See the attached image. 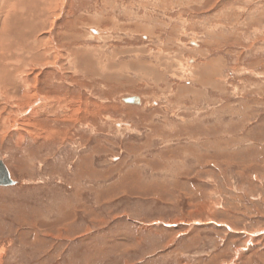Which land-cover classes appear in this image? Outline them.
Here are the masks:
<instances>
[{
	"label": "rangeland",
	"instance_id": "1",
	"mask_svg": "<svg viewBox=\"0 0 264 264\" xmlns=\"http://www.w3.org/2000/svg\"><path fill=\"white\" fill-rule=\"evenodd\" d=\"M0 31L41 54L0 67V264H264V0H0Z\"/></svg>",
	"mask_w": 264,
	"mask_h": 264
},
{
	"label": "bare ground",
	"instance_id": "2",
	"mask_svg": "<svg viewBox=\"0 0 264 264\" xmlns=\"http://www.w3.org/2000/svg\"><path fill=\"white\" fill-rule=\"evenodd\" d=\"M21 2V1H20ZM30 12V11H29ZM34 12V11H33ZM13 13H15V12H13ZM36 14H37V12H35ZM39 14V13H38ZM10 15V14H9ZM18 15V14H17ZM33 15V14H32ZM11 16H12V14H11ZM26 16V15H25ZM24 16V17H25ZM9 17V16H8ZM33 17V16H32ZM31 17V18H32ZM21 18H22V16H21ZM26 18V17H25ZM16 19H18V18H16ZM33 19V18H32ZM14 20H15V18H14ZM19 20V19H18ZM24 20V19H23ZM7 21V20H6ZM9 21V20H8ZM20 21H22V20H20ZM25 21V20H24ZM29 22V20H26V23H28ZM222 21V20H221ZM16 22V21H15ZM12 23H14V22H12ZM23 23V22H22ZM17 24H18V22H17ZM24 24V23H23ZM29 24V23H28ZM28 24H26L25 26L27 27V25ZM10 25V24H9ZM12 25V24H11ZM21 25V24H20ZM33 25V24H32ZM31 25V26H32ZM15 27H17V25L15 26ZM22 27V26H21ZM24 27V26H23ZM35 27H37V26H35ZM32 28V27H31ZM223 28V27H222ZM8 29H10V28H8ZM21 29V28H20ZM23 29V28H22ZM21 29V30H22ZM33 29V28H32ZM1 32V31H0ZM7 34H8V36L9 37H11V39L13 40V42H15L14 44H11V47H13V48H15V49H21V48H24V49H26L25 47H27V49H26V51H27V53H31V51H32V45H31V47H28V46H26L27 44V42H32V41H35L36 40V43L37 44H39L38 43V38H37V36H35L34 37V35H32V34H25V33H22V32H20V31H16V29L15 30H10V31H8L7 32ZM62 35V34H61ZM67 36V35H66ZM37 38V39H36ZM63 39V38H62ZM32 40V41H31ZM63 41V40H62ZM26 42V43H25ZM21 46V47H19V46ZM24 45V46H23ZM10 47V48H11ZM3 48H5V49H7V46H5V47H3ZM9 48V49H10ZM11 51V50H10ZM10 51H8L6 54L7 55H5V58H3V57H1L0 58V67H1V70H3V73H4V71L6 72V71H8L9 69H8V66H6L7 64H6V62L5 61H7V59H10L11 60V58H19L20 60H21V56H22V54H19V53H17V55H14V56H12V57H10L11 56V53H10ZM15 51V50H14ZM36 51V50H35ZM13 52V51H12ZM84 52V51H83ZM85 53V52H84ZM2 54V53H1ZM5 54V53H4ZM4 54H3V56H4ZM41 54L39 53V54H37V53H33V55L31 56V58L34 60V58L36 59V58H40L41 56H40ZM80 56H82V55H80ZM30 57L29 58H26V56L25 57H22V62H23V65H24V63H26L27 61H30V62H32L33 60L31 59ZM19 59H17V60H19ZM11 61H14V59L13 60H11ZM8 62H10V61H8ZM100 62V61H99ZM17 63V62H16ZM19 64V63H18ZM11 66H13V65H11ZM80 68V67H79ZM6 69H8V70H6ZM11 69V68H10ZM2 75H4V74H2ZM27 80V79H26ZM37 89V88H36ZM35 89V90H36ZM15 94V93H14ZM10 97H12V96H10ZM23 97H25V96H23ZM10 99V98H9ZM41 101H43L42 102V105L43 106H41L40 105V107H41V109L43 108L44 110H47V111H57L58 110V107L56 106V104H58L57 103V101H59V100H56V103H55V101H54V99H52V98H43V99H41ZM41 101H39L40 103H41ZM62 102V101H61ZM39 103V104H40ZM39 104H37V106H34L33 107V109L31 110V112L33 111V110H37L38 109V107H39ZM63 104L65 105V101H63ZM61 106H63V105H61ZM54 111V112H55Z\"/></svg>",
	"mask_w": 264,
	"mask_h": 264
},
{
	"label": "water",
	"instance_id": "3",
	"mask_svg": "<svg viewBox=\"0 0 264 264\" xmlns=\"http://www.w3.org/2000/svg\"><path fill=\"white\" fill-rule=\"evenodd\" d=\"M141 98L139 96H130L126 98V101L140 103ZM16 181L11 177V172L4 162L0 159V186H9L15 184Z\"/></svg>",
	"mask_w": 264,
	"mask_h": 264
}]
</instances>
